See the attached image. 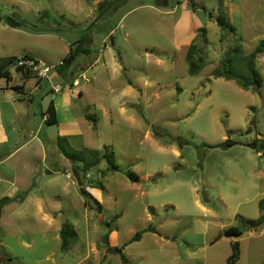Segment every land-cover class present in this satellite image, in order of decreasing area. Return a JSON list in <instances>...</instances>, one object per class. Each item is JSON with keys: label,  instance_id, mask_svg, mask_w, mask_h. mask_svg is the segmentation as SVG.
Instances as JSON below:
<instances>
[{"label": "rangeland", "instance_id": "374dc122", "mask_svg": "<svg viewBox=\"0 0 264 264\" xmlns=\"http://www.w3.org/2000/svg\"><path fill=\"white\" fill-rule=\"evenodd\" d=\"M163 1H114L118 12L100 19L98 27L102 29L103 45L99 42L90 46L91 54L96 56L102 49L106 56L115 54L118 62L120 50L126 62L122 66L127 70L114 73L111 66L100 63L87 72L91 78L97 74L102 87L97 86L92 94L95 103L78 104L87 117V122L81 124L82 136H60L58 142L59 127L48 122L38 131L44 152L38 153L35 164L44 179L53 177L59 181L52 187L44 185L45 196L50 191L57 193L53 201L45 202L58 206L57 213L52 215L55 225L60 228L66 222L75 225L77 237L69 253L79 260L87 250L88 256L82 264H127L116 247L123 246L136 231L149 225L156 232L146 231L140 239L124 247L129 264H204L203 258L209 252L225 251L230 247V238L224 231L220 232L221 224L226 221L221 193L237 192V184L243 191L247 188L250 176L244 153L247 147L252 149L250 143L255 140L257 147L264 142V131H261L264 129V61L257 50L250 53L248 48L261 43V39L254 37L264 30V20L253 21L252 28L246 32L240 26L234 32L229 26L214 24V17L203 26L208 32L207 43L204 39L199 41L201 27L189 31L188 39H193L191 43L197 46L195 54L213 63L191 75L185 58L187 38L179 23L181 11L170 12L179 1L166 0L162 4ZM211 1L216 3V0H206L207 12L220 14L209 8ZM57 15L54 24L46 18L45 27L65 29L67 22ZM110 30L112 34L108 35ZM83 33L86 37L89 35L86 31ZM61 34L57 36L63 40L45 35L41 44L29 38L19 40L10 57L0 58V65L8 58L24 54V48H33L44 57L52 58L48 48L51 43L70 45L69 38L78 36L66 30ZM78 43L75 41L71 46L78 47ZM215 66L218 72L213 71ZM7 67H13V62ZM230 74L232 77L228 78ZM128 79L134 81L131 92L121 97ZM56 81L59 84L54 85L63 86ZM244 83L251 87L244 88ZM39 96L31 105L34 115L30 113L19 125L22 133L19 144L28 142L34 150L39 142L32 135L42 119ZM123 99L132 103L124 108L133 114L135 121L126 112L121 113ZM21 103L29 110V102ZM229 138L237 142L234 148H231L234 145H220ZM16 139L12 136L10 146ZM26 149L14 153L13 160ZM111 153L115 154L118 170L108 168L105 154ZM236 160L241 162L240 182L227 176L229 162ZM67 168L72 175L66 174ZM128 171L136 173L140 180L131 181L126 175ZM66 183L69 192L63 191ZM82 186L87 190V186L100 189L104 196L102 202L92 195H83ZM199 203L209 206L213 212L203 211ZM247 220L236 222L243 231L251 232L243 236L248 240H264V234L259 236L264 225L250 227L258 222ZM42 223L46 225L47 221ZM213 240L220 243L209 246L207 242ZM60 246L61 240L54 264H62L60 258L64 254ZM208 264H226V260Z\"/></svg>", "mask_w": 264, "mask_h": 264}, {"label": "crops", "instance_id": "0c3cea01", "mask_svg": "<svg viewBox=\"0 0 264 264\" xmlns=\"http://www.w3.org/2000/svg\"><path fill=\"white\" fill-rule=\"evenodd\" d=\"M114 1L116 0H0V58L10 57L14 51L13 46L19 40L26 41L29 38L35 43L41 44L45 35L63 40L64 38L57 36L63 30H66V33L70 31L78 35L77 37H82L81 40L77 39L76 36L69 38L68 43L70 45L49 43V54L52 57L50 59L34 51L33 48L23 49L24 54L56 64L66 59L70 50L77 47L71 46V43L80 41L78 43L79 54L77 58L70 64L59 66L53 70L51 79L47 81L39 79L30 71L14 67H5L4 71L7 75H0V264H43L44 261L54 264L56 262L62 227L55 225L52 217L53 214L57 213L58 206L54 207L52 204L50 206L45 201H53L57 193L50 191L49 195L45 196L44 185L52 187L59 181L53 177L44 179L42 171L38 170V166L35 164L38 153L43 154L44 152L43 143L38 138V131L44 122H48L49 112L47 109L49 104L52 103L55 108L56 121L48 122V124L58 125V142L60 136L65 138L68 136H82L83 128L81 124L87 122V117L84 113L82 114L81 111L83 110L79 108L78 104L80 102L84 105L87 102L95 103L92 94L97 90V86L102 87L98 75L95 74L91 78L87 75V72L99 66L100 63L103 64L102 66H111L114 73H119L122 69L127 70V67L123 68L122 66L126 62L123 60L120 50L118 62L115 54L109 53L106 56L107 53L102 49L98 51L96 56L91 54L92 49L90 46L98 45L101 40L100 32H102V29L98 27L100 19L103 16L115 15L118 12L117 6H114ZM206 3H208L206 0H199V2L197 0L180 1L170 11H181L182 17L179 18V23L187 38V42H185L187 47L186 60L190 47L196 46L191 43L193 39L189 40L187 37L189 31L201 27L203 32H201L202 38H199V41L202 42L204 39L207 43L209 40L208 32L204 27L214 17V24L220 26L219 19L223 18L233 26L234 32L237 31V26H240L241 30L246 32L252 28L253 21L264 20V0H216L215 4L211 1L209 8L220 12L217 15H213L211 10L207 12L208 5ZM162 4H166V0ZM13 12L20 15V19L23 21L22 24L12 26L8 23L6 16ZM57 14L67 22L65 29L53 26L45 27V19L48 18L54 24L57 22ZM85 31L89 33L87 37L83 33ZM112 31L110 30L107 34L111 35ZM257 38L261 39V43L252 44L248 48L251 49V53L257 50L258 47L263 46L258 54L264 61V30H261L259 35L254 37V39ZM104 40H106V37ZM81 41L83 44H81ZM114 41V35H112V44H114ZM100 44L103 45L101 42ZM213 52H216V50L214 49ZM245 54H248V52ZM201 57L203 59V56ZM207 65L211 67L213 63L207 62V59L204 60L199 71ZM1 71L3 70L0 69ZM213 71L218 72V67L215 66ZM56 80L63 85V90L58 93L52 90V84H59ZM74 81H78L79 84L73 85ZM127 81L129 84L127 87L122 88L121 97L131 92L134 81L131 79ZM25 94L29 96L26 98ZM38 95H40L38 102L42 108V119L39 128L32 135V139L39 142L34 150L33 147L27 145L28 142L19 144L22 136L19 125L26 117L30 116V113L34 115L31 105L37 100ZM87 99L88 101H86ZM24 100L29 102L30 111L21 103ZM129 103H131L129 100L123 99L120 110L121 113L126 112V116L135 121L133 114L128 113V110L124 108V105ZM43 106L45 107L43 108ZM261 131H264V129H261ZM12 136L17 137V139L15 144L10 146ZM23 148L27 149L20 157L13 160V154ZM247 148L248 151L244 153V163L249 165L250 181L244 191L240 184H237V187H239L237 192L221 193L220 200L225 206L226 221L221 224L220 232L231 225H239L236 222L242 219L243 221H246V219L257 221L258 224L255 226L264 225V218H261L262 209H264V142L257 149ZM55 150L58 153V149ZM229 163L227 176L240 182L241 179L238 175L241 170L240 160ZM99 167H102V164ZM51 172L52 170H48V173ZM65 172L70 176L71 172L68 168L65 169ZM87 188H89L88 191L94 199L101 203L104 197L101 190L96 187L87 186ZM64 190L69 192L68 183L65 184ZM199 204L203 211L213 212L209 206ZM244 205L247 207L243 208ZM45 220L47 221L46 225L42 223ZM239 226L241 228V225ZM245 233L251 234L248 230L246 232L242 230V234L237 237L226 235L230 238V247L225 251L209 252L203 258L204 264L214 260L216 262L226 260V264H228L227 259L232 253V243L234 241H239L240 247V257L236 264H264V240H248L243 236ZM262 234H264V231L259 233V236ZM49 240H51L50 243L45 246L44 243H48ZM207 243L209 246H215L220 241L213 240ZM70 250L71 248L68 251L61 250L64 254L60 258L62 264H82L88 256L87 250H84L83 257L75 260L74 257L70 256Z\"/></svg>", "mask_w": 264, "mask_h": 264}, {"label": "trees", "instance_id": "16d2710c", "mask_svg": "<svg viewBox=\"0 0 264 264\" xmlns=\"http://www.w3.org/2000/svg\"><path fill=\"white\" fill-rule=\"evenodd\" d=\"M6 20L12 26L20 25V24L23 23L22 19H20V15L17 12H13L10 15H7L6 16ZM219 24L221 26H229L230 29L233 30V26L230 23H227V21L225 19H223V18L219 19ZM81 44H83L82 41H81ZM194 48H195V46H191L190 49H189V53L187 55V60H188L189 65H190L189 66V72H190L191 75L197 74L199 72V68L203 64L202 57L201 56H196ZM261 48H263V46L258 47L257 51H259V49L261 50ZM78 54H79L78 47L71 49L70 52H69V55L66 57V59H64L63 66H66V65L70 64L72 61H74L77 58ZM13 61H14V57H11V58L6 59V61L3 64L0 65V69L3 70V71L0 72L1 76H6L7 75L6 71H4L5 70L4 68L7 67ZM18 69H22V68L19 67ZM25 71H29V70H25ZM218 75L221 76V74H217V76ZM227 76H228V78L232 77L231 74L227 75ZM242 86L244 88H248L249 84L244 83V84H242ZM47 110L49 112V116H48V119H47L48 122H55L56 121V113H55L54 105L52 103L49 104ZM256 142L257 141L255 140L254 142L250 143V145L252 147L259 148V147H257V143ZM236 143L237 142L235 140H232V139L229 138V139L225 140L224 142L220 143V145L223 146V147H227V146H232V145H234ZM105 155L107 156L108 168L109 169H113V170H118L119 166L115 162V154L111 153V154H105ZM126 175L133 182L139 181V176L136 173L132 172V171H128L126 173ZM80 190H81V193L83 195L91 196V194L89 193V191L86 188L81 187ZM247 221L248 222H252V223L254 222V220H247ZM255 225L256 224L253 223V225H251L250 227H254ZM154 230H155V228L152 225H149L147 228H145L143 230L136 231V233L133 235V237L128 242H126L123 246L116 247V251L120 254L122 261L127 263V264L131 263L130 259L123 252L124 247L128 243H130V242H132L134 240L140 239V237L142 236V234L144 232H146V231H154ZM154 232H156V231H154ZM60 233H61V240H62L61 250L62 251H68L71 248V245H72L73 241L77 237V233H76V231L74 229V225L72 223H70V222H66L62 226ZM224 234L237 237V236H240L242 234V228H240L239 225H231V226L227 227L224 230ZM107 238H108V236L106 237V239ZM239 257H240L239 241H234L232 243V253L229 255V257L227 259L228 264H236L238 259H239Z\"/></svg>", "mask_w": 264, "mask_h": 264}, {"label": "built area", "instance_id": "2783aa9c", "mask_svg": "<svg viewBox=\"0 0 264 264\" xmlns=\"http://www.w3.org/2000/svg\"><path fill=\"white\" fill-rule=\"evenodd\" d=\"M185 2L186 0H179V2ZM264 56V55H263ZM64 64V60L60 61L59 63L53 64L47 61H44L39 58H35L29 54H22L14 59L13 67L14 68H22L23 70H29L33 74H35L39 79H49L50 74L53 70L57 67L62 66ZM78 81H74L73 85H78ZM53 90L58 93L63 90V86H57L52 84ZM263 232L260 231V233Z\"/></svg>", "mask_w": 264, "mask_h": 264}]
</instances>
